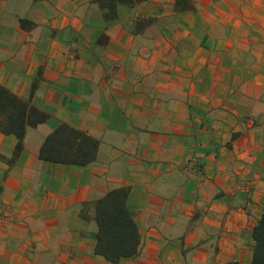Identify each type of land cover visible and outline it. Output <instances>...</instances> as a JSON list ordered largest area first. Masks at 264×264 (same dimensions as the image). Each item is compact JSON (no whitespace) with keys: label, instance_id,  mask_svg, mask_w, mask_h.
<instances>
[{"label":"crops","instance_id":"0c3cea01","mask_svg":"<svg viewBox=\"0 0 264 264\" xmlns=\"http://www.w3.org/2000/svg\"><path fill=\"white\" fill-rule=\"evenodd\" d=\"M0 0V83L50 114L0 131V264H250L264 213V0ZM88 165L39 158L60 123ZM129 187L142 242L96 253V201Z\"/></svg>","mask_w":264,"mask_h":264},{"label":"trees","instance_id":"16d2710c","mask_svg":"<svg viewBox=\"0 0 264 264\" xmlns=\"http://www.w3.org/2000/svg\"><path fill=\"white\" fill-rule=\"evenodd\" d=\"M144 0H100L105 19L116 16L119 3L133 5ZM187 3L188 0H180ZM35 84L30 97H22L0 83V131L18 138L15 155L24 146V137L29 127H37L46 122L50 114L32 103ZM100 140L88 132L75 128L66 122L60 123L44 139L39 158L63 164L88 165L96 160ZM129 187L109 191L96 201V221L98 223L96 253L108 261L118 263L122 258L137 256L142 237L133 212L127 204ZM255 249L250 264H264V213L253 229ZM227 264H242L230 261Z\"/></svg>","mask_w":264,"mask_h":264}]
</instances>
